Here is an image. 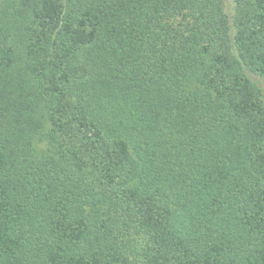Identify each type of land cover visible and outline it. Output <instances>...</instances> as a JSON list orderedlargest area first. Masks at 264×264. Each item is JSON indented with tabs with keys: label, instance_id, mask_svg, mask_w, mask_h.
I'll use <instances>...</instances> for the list:
<instances>
[{
	"label": "trees",
	"instance_id": "16d2710c",
	"mask_svg": "<svg viewBox=\"0 0 264 264\" xmlns=\"http://www.w3.org/2000/svg\"><path fill=\"white\" fill-rule=\"evenodd\" d=\"M0 264H264V0H0Z\"/></svg>",
	"mask_w": 264,
	"mask_h": 264
}]
</instances>
